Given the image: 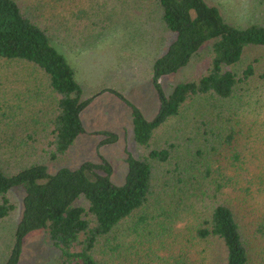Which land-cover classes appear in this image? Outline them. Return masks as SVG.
<instances>
[{
	"label": "trees",
	"instance_id": "obj_1",
	"mask_svg": "<svg viewBox=\"0 0 264 264\" xmlns=\"http://www.w3.org/2000/svg\"><path fill=\"white\" fill-rule=\"evenodd\" d=\"M125 1L0 0V61L13 64L15 76L28 70L32 81L26 82L25 90L16 91L22 96L32 94L23 100L34 111L26 119L24 105L8 106L9 95L2 92L0 223L15 210L10 191L22 188L24 192L22 212L2 264H18L23 239L38 229L45 230L60 251L59 264H102L99 249L108 236L158 197L160 168L170 162L178 168L173 139L184 119L196 118L198 111L206 119L197 118L196 133L202 130L203 141L213 151L218 144L222 151L227 145L222 153L229 172L218 170L210 193L213 205L197 235L221 241L224 264H248L247 237L264 236V165L248 175L247 163L241 159L250 138L256 142V153L264 150V64L254 61L238 68L247 48L264 50V0H254L255 18L243 27L227 23L217 7L205 0H154L161 23L173 35L152 64L151 84L158 99L155 115L147 119L121 93L111 90L130 108L133 139L140 148L136 157L126 155L124 182L111 181L112 167L104 158L47 171L45 162L66 156L76 137L86 132L81 113L92 101V97L82 98L74 71L53 39L72 50L75 45H93L114 27L118 7ZM209 41V54L198 72L165 94L161 78L186 66ZM235 98L241 105L236 109L228 105ZM16 114L26 121L15 119ZM180 118L174 136L166 137V129ZM92 134L101 136L98 146L117 140L112 131ZM233 140L238 146H233ZM128 262L133 264V259Z\"/></svg>",
	"mask_w": 264,
	"mask_h": 264
},
{
	"label": "rangeland",
	"instance_id": "obj_2",
	"mask_svg": "<svg viewBox=\"0 0 264 264\" xmlns=\"http://www.w3.org/2000/svg\"><path fill=\"white\" fill-rule=\"evenodd\" d=\"M205 1L217 7L223 19L234 27H243L255 18L254 0ZM118 10L114 27L93 45H75L72 50L53 39L54 46L74 71L82 98L92 97V101L81 114L86 132L76 137L66 156L45 162L49 173L62 166L76 168L84 161L100 162L104 158L112 167L111 181L121 185L127 170V153L136 157L140 152L133 139L130 108L111 90L121 93L147 119H151L158 107L151 84L152 64L166 49L173 35L161 23L154 0H127ZM211 44V41L205 43L186 66L161 78L165 94L170 93L175 84L198 72L209 54ZM254 61H258L259 65L264 64V50L247 48L238 68ZM14 71L13 64L0 61V101H3L2 92L6 90L9 95L6 104H23L24 115L29 119L34 111L23 98L32 94L25 92V96H22L16 90H25L26 82L32 80L27 69H22L17 76L13 74ZM254 78V81L258 80ZM237 101L236 98L232 99L228 105L239 108L241 105ZM17 113L20 111L17 110ZM12 114L8 113L9 119H12ZM195 116L184 119L186 122L181 132L173 139L176 146L173 155L178 168H174L173 162L160 168L158 197L152 198L144 208L123 220L108 236V241L99 249L100 263L114 264L120 261L132 264L128 260L133 259V264H224L225 251L221 241L212 236L203 239L196 231L205 226L203 220L213 205L210 193L215 188L214 178L218 170L228 171L223 154L228 148L225 145L222 151L219 144L215 151L209 148L203 141L202 130L196 133L199 128L197 118L206 117L199 111ZM21 117L16 114L15 119L23 120ZM182 120H174L173 126L166 129L165 136L173 137ZM104 130L116 133L117 140L98 146L101 136L92 132ZM232 144L238 146L236 140ZM247 145L249 148L241 159L247 163L248 175H252L260 170L257 165H264V150L256 153L258 147L252 138ZM22 155L29 158L27 154ZM184 169H188V172H183ZM10 194L15 202V210L9 219L0 223V264L11 248L13 230L22 212L23 189L14 188ZM246 240L248 264H264V236H248ZM112 246L118 249H111ZM59 255L60 251L51 244L46 231L38 229L23 239L18 264H59Z\"/></svg>",
	"mask_w": 264,
	"mask_h": 264
},
{
	"label": "crops",
	"instance_id": "obj_3",
	"mask_svg": "<svg viewBox=\"0 0 264 264\" xmlns=\"http://www.w3.org/2000/svg\"><path fill=\"white\" fill-rule=\"evenodd\" d=\"M82 114V113H81ZM82 123H83V121H82Z\"/></svg>",
	"mask_w": 264,
	"mask_h": 264
}]
</instances>
